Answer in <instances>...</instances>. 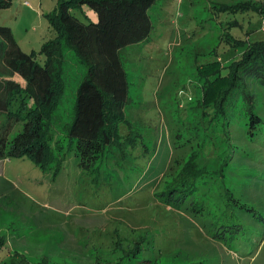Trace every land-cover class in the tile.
Wrapping results in <instances>:
<instances>
[{
	"label": "rangeland",
	"instance_id": "rangeland-1",
	"mask_svg": "<svg viewBox=\"0 0 264 264\" xmlns=\"http://www.w3.org/2000/svg\"><path fill=\"white\" fill-rule=\"evenodd\" d=\"M245 1L156 0L150 36L120 50L130 81L131 124L120 127L127 136L89 165L68 149L64 132L82 78L67 52L51 131L60 171L26 156L0 160V264H264V86L249 81L262 118L253 137L249 113L219 119L202 105L203 68L228 66L240 57V38L263 30L261 15L218 9ZM57 4L12 0L0 9V25L24 51H40ZM189 159L195 164L182 173ZM190 181L196 191L179 200ZM174 187L177 198L167 201L162 192ZM137 242L142 260L123 259Z\"/></svg>",
	"mask_w": 264,
	"mask_h": 264
},
{
	"label": "trees",
	"instance_id": "trees-1",
	"mask_svg": "<svg viewBox=\"0 0 264 264\" xmlns=\"http://www.w3.org/2000/svg\"><path fill=\"white\" fill-rule=\"evenodd\" d=\"M155 2L58 0L56 9L49 14L53 33L40 51H24L12 28L0 25V160L26 156L45 171L53 170L55 176L60 171L62 163L53 164L56 156L51 131L66 90L67 52L72 54L82 74L71 115L64 125L68 149L75 148L81 164L89 165L127 136H122L120 127L131 124L125 119L126 106L131 101L130 81L120 50L150 36L154 25L149 10ZM11 4L12 0H0V9ZM85 6L96 13V20L85 13ZM218 9L223 13H256L264 17V0L220 4ZM79 11L84 14L82 17ZM246 34L249 38H240L239 58L228 66H220L219 70L217 64L211 63L203 68L207 67L202 71L208 83L203 88L202 105L219 119L238 110L249 113L248 126L253 137L252 130L262 118L253 111L256 94L249 81L257 80L264 86V31L254 29ZM224 35L229 36L228 31ZM225 68L227 71L223 72ZM185 164L182 173L195 163L189 159ZM185 183L182 179L183 186ZM178 190L174 187L162 195L168 197L167 201L176 199ZM195 191L196 185L190 181L178 199L184 200ZM0 245H3L1 239ZM135 245L139 250L134 254L124 251L123 259L142 260L141 242ZM12 261V264L29 263L27 259Z\"/></svg>",
	"mask_w": 264,
	"mask_h": 264
},
{
	"label": "built area",
	"instance_id": "built-area-1",
	"mask_svg": "<svg viewBox=\"0 0 264 264\" xmlns=\"http://www.w3.org/2000/svg\"><path fill=\"white\" fill-rule=\"evenodd\" d=\"M263 30H264V27H263Z\"/></svg>",
	"mask_w": 264,
	"mask_h": 264
}]
</instances>
